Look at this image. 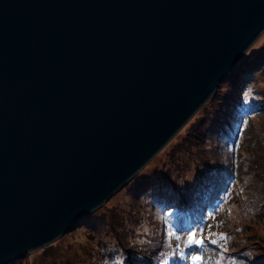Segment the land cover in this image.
Listing matches in <instances>:
<instances>
[{
  "label": "water",
  "instance_id": "obj_1",
  "mask_svg": "<svg viewBox=\"0 0 264 264\" xmlns=\"http://www.w3.org/2000/svg\"><path fill=\"white\" fill-rule=\"evenodd\" d=\"M264 31V0H0V264L126 186Z\"/></svg>",
  "mask_w": 264,
  "mask_h": 264
},
{
  "label": "rangeland",
  "instance_id": "obj_2",
  "mask_svg": "<svg viewBox=\"0 0 264 264\" xmlns=\"http://www.w3.org/2000/svg\"><path fill=\"white\" fill-rule=\"evenodd\" d=\"M10 264H264V31L137 177Z\"/></svg>",
  "mask_w": 264,
  "mask_h": 264
},
{
  "label": "snow or ice",
  "instance_id": "obj_3",
  "mask_svg": "<svg viewBox=\"0 0 264 264\" xmlns=\"http://www.w3.org/2000/svg\"><path fill=\"white\" fill-rule=\"evenodd\" d=\"M188 243L189 244H192V243L202 244L203 241L202 240L195 239V233H193L192 235H190L188 237ZM212 243L215 244L216 243V240H212ZM192 259L194 261H196V260H200V257L199 256H193Z\"/></svg>",
  "mask_w": 264,
  "mask_h": 264
}]
</instances>
